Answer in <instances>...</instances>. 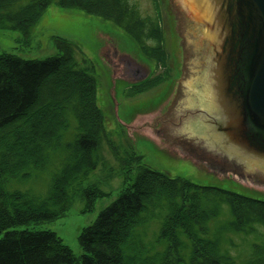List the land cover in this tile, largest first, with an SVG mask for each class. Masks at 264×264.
Segmentation results:
<instances>
[{
	"label": "trees",
	"instance_id": "16d2710c",
	"mask_svg": "<svg viewBox=\"0 0 264 264\" xmlns=\"http://www.w3.org/2000/svg\"><path fill=\"white\" fill-rule=\"evenodd\" d=\"M51 5L110 22L143 56L165 66L162 27L154 16H142L133 0H0V31L17 30L28 39ZM56 45L59 53L43 61L0 55V264H264V200L171 178L111 144L121 172L135 168L136 177L82 231L81 261L53 232L7 231L58 219L80 195L88 210L105 196L98 186H84L108 141L96 80L77 64L73 45ZM56 166L45 195L9 191Z\"/></svg>",
	"mask_w": 264,
	"mask_h": 264
},
{
	"label": "rangeland",
	"instance_id": "374dc122",
	"mask_svg": "<svg viewBox=\"0 0 264 264\" xmlns=\"http://www.w3.org/2000/svg\"><path fill=\"white\" fill-rule=\"evenodd\" d=\"M133 2L137 4L142 16L156 15L152 0H133ZM157 3H159L162 18L169 75L156 86L139 92L128 89L132 84L139 83L145 78L143 75L140 80L134 79L133 69H139L140 72L151 77L153 74L151 61H147L140 54L128 35L100 17L89 15L78 9H63L58 5H51L28 39H25L17 30L0 31V55L8 54L26 61H43L57 55L59 50L56 41L73 45L77 64L81 68H89L91 76L96 80L97 105L103 116L108 139L102 143L100 150L103 162L99 163L97 169L84 183L85 187L98 186L105 194L94 203L91 210L87 209V203L80 195L69 211L58 219L33 222L7 231L53 232L71 250L75 258L81 261L86 255L79 242L82 231L93 225L100 213L118 199L121 190L126 184L134 182L137 173L135 168H132L127 176L121 172L119 163L111 153L110 144L120 153L134 152L142 156L144 166L171 178H183L200 186L220 188L264 200V188L255 186L256 177L251 176L247 170L238 171V175L214 174L205 166L196 164L192 159L172 150L168 146L165 134L163 139L158 140L153 139L148 133V130L157 132V129L162 127L167 131L170 130L169 123L164 120V114L178 90V81L185 61L184 54L179 48L181 37L175 12L169 0H157ZM102 33L118 43L116 46L118 51L114 50L116 51L114 61L110 60L111 48H107L108 51L102 49L101 52L106 51V53L100 57L101 38L99 36ZM103 38L107 40V36L103 35ZM120 50L131 51L132 56L124 58ZM174 68L179 69L178 74L175 73ZM162 72L163 70H157L154 75L161 76ZM170 77H172L171 80H169ZM140 120L141 123H139ZM158 120H163V123L158 124L160 126L156 125ZM57 170L56 166L51 173L38 175L22 185L13 184L9 187V191L29 190L38 196L45 195L51 175ZM261 181L264 182V177ZM223 209L226 212L227 208ZM156 230V224L148 229L149 241L153 240ZM3 236L4 233L0 234V238ZM234 241L240 244L237 239ZM238 249L240 250L241 246Z\"/></svg>",
	"mask_w": 264,
	"mask_h": 264
},
{
	"label": "water",
	"instance_id": "95a60500",
	"mask_svg": "<svg viewBox=\"0 0 264 264\" xmlns=\"http://www.w3.org/2000/svg\"><path fill=\"white\" fill-rule=\"evenodd\" d=\"M169 3L185 61L164 114L170 130L148 133L214 174L247 170L264 188V0Z\"/></svg>",
	"mask_w": 264,
	"mask_h": 264
},
{
	"label": "flooded vegetation",
	"instance_id": "af4514ba",
	"mask_svg": "<svg viewBox=\"0 0 264 264\" xmlns=\"http://www.w3.org/2000/svg\"><path fill=\"white\" fill-rule=\"evenodd\" d=\"M154 9H155V12H156V15L154 16L155 18H157L158 19V21H159V23H160V25H161V21H162V18H161V13H160V7H159V3H157V1H156V4L154 5ZM153 17V16H152ZM161 27H162V25H161ZM162 30H163V28H162ZM103 35L104 36H107V40L106 39H104L103 38ZM101 39V46H100V52H99V54H100V57H101V55L102 54H104V53H106V51L103 53V52H101V50L102 49H109V48H111L112 50H116V51H118L117 50V45H118V43H117V41L115 40V39H112V38H110V37H108V35H106V34H103L102 33V35H100L99 36ZM115 40V41H114ZM111 41L113 42V43H111ZM112 46H114V47H112ZM136 46V45H135ZM163 46H164V51H165V53H166V64H165V66H163V65H159L158 64V62L157 61H155L154 59H149V58H147V57H145V56H143L142 54H141V51L139 50V48H138V46H136L137 48H138V50H139V52H140V54L143 56V57H145V59L147 60V61H151V64H152V66H153V74H152V76H151V78L150 79H152V78H155V77H157V76H160V75H154L156 72H157V70H163V74L161 75V76H163V77H167L168 75H169V73H168V71H167V64H168V55H167V51L165 50V43H164V37H163ZM103 51V50H102ZM116 51H114V52H116ZM121 51V50H120ZM173 51V50H172ZM124 55H122V56H127V57H129L130 58V56H132L130 53H131V51H127V50H125V51H121ZM125 53H127V54H125ZM174 53V52H173ZM173 53H172V55H173ZM113 56H114V53L112 54ZM111 55V59L110 60H112V61H114V60H116L115 59V57H113ZM141 58V57H140ZM103 61H104V59H102ZM174 64H175V62H174ZM176 65V64H175ZM133 69V68H132ZM154 69H155V72H154ZM174 71H175V73L177 72V74H178V70L179 69H177V68H174L173 69ZM130 71H131V69H130ZM154 75V76H153ZM143 74H142V72H140L139 70L136 72V74L134 73V75H133V77H134V79H142L143 77ZM160 76V77H161ZM171 78L172 77H170L169 78V80H171ZM176 80V79H175ZM172 83H173V81H172ZM136 86H138V85H136ZM136 86H129L128 87V89H132V88H134V87H136Z\"/></svg>",
	"mask_w": 264,
	"mask_h": 264
}]
</instances>
